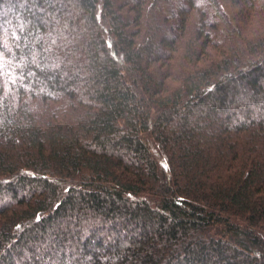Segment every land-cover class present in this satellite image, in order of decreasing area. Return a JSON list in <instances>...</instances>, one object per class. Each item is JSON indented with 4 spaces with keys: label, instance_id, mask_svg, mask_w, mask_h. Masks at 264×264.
<instances>
[{
    "label": "trees",
    "instance_id": "obj_1",
    "mask_svg": "<svg viewBox=\"0 0 264 264\" xmlns=\"http://www.w3.org/2000/svg\"><path fill=\"white\" fill-rule=\"evenodd\" d=\"M0 264H264V0H0Z\"/></svg>",
    "mask_w": 264,
    "mask_h": 264
}]
</instances>
